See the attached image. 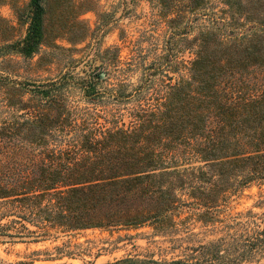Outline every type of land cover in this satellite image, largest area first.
<instances>
[{
    "label": "trees",
    "instance_id": "obj_1",
    "mask_svg": "<svg viewBox=\"0 0 264 264\" xmlns=\"http://www.w3.org/2000/svg\"><path fill=\"white\" fill-rule=\"evenodd\" d=\"M146 1V32L159 43L126 60L119 48L75 59L57 43L89 36L73 31L81 14L53 35L48 0L13 7L26 34L1 37L0 58L22 61L0 63V237L168 234L196 222L214 232L231 197L264 187V0ZM42 62L64 71L34 81L11 70ZM252 249H264V230L241 245L220 239L170 260L107 264H238Z\"/></svg>",
    "mask_w": 264,
    "mask_h": 264
},
{
    "label": "rangeland",
    "instance_id": "obj_2",
    "mask_svg": "<svg viewBox=\"0 0 264 264\" xmlns=\"http://www.w3.org/2000/svg\"><path fill=\"white\" fill-rule=\"evenodd\" d=\"M29 1L0 0V17L14 27V30L3 32V26L7 25L0 24V45L2 39H22L25 36L26 27L20 24L13 7H23ZM84 2L85 5L92 3L90 11L83 12ZM47 7V25L54 29L53 35L70 31L66 24L73 22L77 13L81 14L79 21L82 24L74 27L73 31L81 32L87 27L89 36L74 45L66 38L57 40L59 45L72 49L75 59L90 58L96 49L104 51L108 48H119L121 58L126 60L134 54L136 47L149 46L153 52L159 43L156 33L149 36L146 32L150 30L151 19V7L146 0H138L127 6H124L123 0H48ZM102 15L107 17L103 18ZM104 23L109 24L104 30L100 29ZM144 34H147L148 39H143ZM41 56L43 54L35 57L33 64H37ZM2 61L18 63L22 58L10 55L0 58V63ZM33 66L21 63L12 66L11 70L16 71L23 79L34 81L53 78L64 71L59 64L45 65L42 62ZM135 75L134 81L137 79ZM221 209L219 220L223 222L215 224L217 228L214 232L207 230L201 222H196L168 234H156L152 227L144 226L123 227L113 231L90 229L56 235L45 240H20L2 236L0 264H107L129 256L170 260L184 256L188 246L199 243L206 244L221 239L224 244L241 245L248 236L253 238L258 230H264V187L253 185L245 189L231 197ZM238 264H264V249L260 252L252 249L250 256Z\"/></svg>",
    "mask_w": 264,
    "mask_h": 264
}]
</instances>
